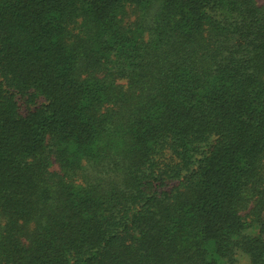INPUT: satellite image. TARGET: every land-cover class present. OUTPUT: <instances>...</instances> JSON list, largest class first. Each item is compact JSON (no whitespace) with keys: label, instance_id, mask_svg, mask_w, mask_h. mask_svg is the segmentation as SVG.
I'll return each mask as SVG.
<instances>
[{"label":"trees","instance_id":"obj_1","mask_svg":"<svg viewBox=\"0 0 264 264\" xmlns=\"http://www.w3.org/2000/svg\"><path fill=\"white\" fill-rule=\"evenodd\" d=\"M0 264H264V0H0Z\"/></svg>","mask_w":264,"mask_h":264}]
</instances>
